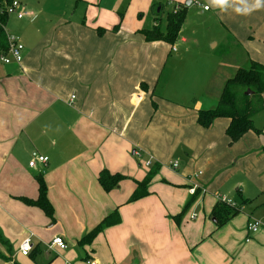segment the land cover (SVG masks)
I'll list each match as a JSON object with an SVG mask.
<instances>
[{"label": "crops", "instance_id": "obj_1", "mask_svg": "<svg viewBox=\"0 0 264 264\" xmlns=\"http://www.w3.org/2000/svg\"><path fill=\"white\" fill-rule=\"evenodd\" d=\"M54 1L68 6L45 20L42 8L21 5L28 15L15 16V25L8 20L24 51L21 63L0 61V264H264V110L254 117L261 132L233 145L228 121L208 129L197 123V112L216 107L239 68L264 63V0ZM172 1L174 10L213 8L224 33L214 45L219 68L194 104L166 95L177 48L140 33L150 28L141 22L146 13L153 27ZM179 37L180 45L190 43L182 30ZM148 161L161 165L149 195L128 203ZM104 170L126 178L105 191ZM39 178L54 220L24 202L39 198ZM194 182L205 192L190 195ZM220 198L242 205L223 227L213 214ZM116 210L119 224L79 244ZM252 219L261 223L254 235ZM58 237L66 249L50 246ZM27 238L33 250L24 256Z\"/></svg>", "mask_w": 264, "mask_h": 264}, {"label": "trees", "instance_id": "obj_2", "mask_svg": "<svg viewBox=\"0 0 264 264\" xmlns=\"http://www.w3.org/2000/svg\"><path fill=\"white\" fill-rule=\"evenodd\" d=\"M16 0H0V56L6 55L9 51V31L7 29L9 14L7 9ZM187 7H181L168 13L167 25L163 31L160 24L153 26L151 29H144L140 33L145 37L147 42H164L173 47L183 28L187 17ZM116 26L112 31L119 30ZM104 30L99 29V34ZM165 72H167V67ZM162 73L156 84V89L152 95L155 99L161 97L160 88L162 80H166L167 75ZM147 90L146 85H142ZM250 93V94H247ZM153 98V99H154ZM154 108L157 104L154 102ZM264 110V65L251 62L249 68H239L225 82L222 92L218 97L217 106L214 109H201L197 112V123L201 128H210L216 120L228 121L226 135L231 145L239 142L248 133H260L254 126V117ZM263 132V131H262ZM161 165L154 164L150 167L149 172L141 182H136V189L131 195L128 203L136 202L149 195V186L154 178L158 175ZM126 177L120 174H111L104 170L99 174V183L105 191H110L119 186ZM39 198L36 201L24 200L30 206L39 207L44 211L46 216L54 220V210L47 197V186L43 178L38 179ZM247 203V201H246ZM242 210V205L234 206L227 203H220L213 211L217 220L218 227H223L232 218L236 217ZM181 216H178L180 218ZM120 223V215L116 210L107 216L93 231L86 235L80 242V245L90 243L99 233L105 229ZM2 244L6 242L0 237ZM32 253V252H31Z\"/></svg>", "mask_w": 264, "mask_h": 264}, {"label": "rangeland", "instance_id": "obj_3", "mask_svg": "<svg viewBox=\"0 0 264 264\" xmlns=\"http://www.w3.org/2000/svg\"><path fill=\"white\" fill-rule=\"evenodd\" d=\"M17 1L22 6L25 5L31 8H42V16L45 20L47 17H51L56 14L58 10H62L68 6L67 2L55 3L54 0ZM196 2H198V0H196ZM176 4L178 3H175L174 1L169 4H165L164 13L156 18L157 23L161 25L163 31L167 25V15L174 10ZM201 6L202 4L195 3L187 11V17L182 29V36L190 40V43L186 46L180 45L179 37L174 45L178 52L172 53L169 59V65L173 69V76L170 83L167 85V93L169 92L170 95L166 94L169 96L168 98H178V100L181 98L182 100L193 104L200 96L202 89L206 88L209 80L215 75L217 69L219 68L220 62L214 49V45L218 42L219 44H223L224 38L223 30L221 29L219 21L215 16L214 9L212 8V11L209 13H202ZM138 15L139 14L136 15V18ZM152 19L153 15L151 11H148L146 13V18L142 19L141 22H147L146 25L152 28ZM9 23L15 25V15L12 14L9 16ZM12 27L17 28L14 26ZM9 30H11V27H9ZM216 39L219 41H216ZM219 52L224 51L223 49H220ZM261 58L264 59V57ZM250 64L251 63H246L244 68H249ZM169 70L170 69L168 68L167 71ZM165 74L167 75L166 72ZM164 82L165 80L163 78L161 86ZM263 117L262 121L264 120Z\"/></svg>", "mask_w": 264, "mask_h": 264}, {"label": "built area", "instance_id": "obj_4", "mask_svg": "<svg viewBox=\"0 0 264 264\" xmlns=\"http://www.w3.org/2000/svg\"><path fill=\"white\" fill-rule=\"evenodd\" d=\"M205 10H208V7H205ZM7 13L9 15H15L19 20L23 19L24 17H26L28 14L27 12L21 10V4L16 0L13 2V4L11 6L8 7L7 9ZM23 51H24V46L23 44L20 42V40L17 37L14 36H9V51L6 55H1L0 56V61L4 64H10L12 62H16V63H21L23 61ZM74 98V97H72ZM38 162L42 163V164H46L48 162V158L46 157H39L37 159ZM36 164L35 161L31 162L29 165L30 167H33ZM147 167L151 166V161H148L146 163ZM172 168H174L175 170L179 168V163L178 162H173L171 163ZM201 173L195 174L193 175L191 178L195 180H197L200 177ZM198 191L200 192H205L204 189L196 182H194L189 190L190 195L192 196H196L198 194ZM220 201H222L223 203H227V204H231L230 201L224 199V198H220ZM261 223L255 219H252L248 222L247 225V231L250 235H254L256 234L259 229H260ZM247 241L249 242L250 239H247ZM51 247H59L60 249L64 250L67 248V245L65 243V241L58 237L55 238L51 244ZM33 250V242L31 238H27L23 241V243L20 246V253L24 256H28L30 255V253ZM88 264H94L92 262H88Z\"/></svg>", "mask_w": 264, "mask_h": 264}, {"label": "water", "instance_id": "obj_5", "mask_svg": "<svg viewBox=\"0 0 264 264\" xmlns=\"http://www.w3.org/2000/svg\"><path fill=\"white\" fill-rule=\"evenodd\" d=\"M190 4H191L190 2H187L186 3V6H190ZM247 94H250V93H247Z\"/></svg>", "mask_w": 264, "mask_h": 264}, {"label": "bare ground", "instance_id": "obj_6", "mask_svg": "<svg viewBox=\"0 0 264 264\" xmlns=\"http://www.w3.org/2000/svg\"><path fill=\"white\" fill-rule=\"evenodd\" d=\"M230 205V204H229ZM233 205V204H232Z\"/></svg>", "mask_w": 264, "mask_h": 264}]
</instances>
